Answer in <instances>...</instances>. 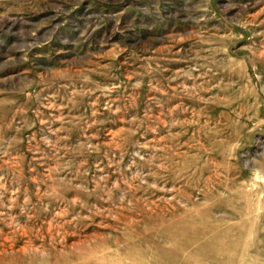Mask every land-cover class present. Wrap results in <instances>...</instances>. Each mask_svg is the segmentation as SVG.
Wrapping results in <instances>:
<instances>
[{"label":"rangeland","instance_id":"374dc122","mask_svg":"<svg viewBox=\"0 0 264 264\" xmlns=\"http://www.w3.org/2000/svg\"><path fill=\"white\" fill-rule=\"evenodd\" d=\"M0 264H264V0H0Z\"/></svg>","mask_w":264,"mask_h":264}]
</instances>
